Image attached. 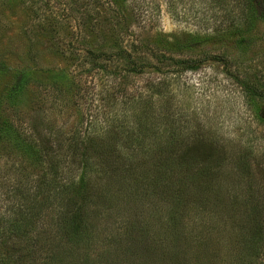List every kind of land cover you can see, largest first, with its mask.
I'll return each instance as SVG.
<instances>
[{
    "label": "rangeland",
    "instance_id": "1",
    "mask_svg": "<svg viewBox=\"0 0 264 264\" xmlns=\"http://www.w3.org/2000/svg\"><path fill=\"white\" fill-rule=\"evenodd\" d=\"M69 3L68 19L53 17L55 32L36 33L30 32L35 25L31 10L19 4L8 10L0 0V124L7 120L20 133L12 138L10 125L8 132L0 127V237L5 235L0 264L235 263L230 241L259 226L244 219L249 205L261 208L264 233V101L252 106L233 77L235 67L244 75L242 65L264 82V23L258 19L247 25L245 0H127L138 11L131 20L137 33L157 34L155 41L194 42L192 52L174 56L227 54L233 63L208 59L196 71L174 73L170 62L153 69L155 59L147 54L154 63L130 73L115 57L92 61L85 55L89 46L118 47L102 33L95 32L100 36L95 42L88 28L82 31L88 17L107 24L105 0ZM61 8L58 0H49L42 10H57L61 17L67 13ZM245 27L242 44L236 29ZM21 75L23 86L9 98L7 91ZM141 118L148 127L145 137H151L148 145L156 141L152 132L179 122L188 134L209 136L228 157L250 151L247 172L227 159L204 192L189 187L176 207V234L170 232L171 195L164 194V180L155 179L161 186L150 191L136 172L140 155L148 151L135 137ZM128 127L134 128L130 134ZM80 133L88 137L85 146H93L82 166L81 155L74 153L82 151L83 145L76 146ZM37 150L48 157L42 160ZM54 155L59 160L55 172L49 161ZM145 162L142 169L151 168ZM113 166L131 173L121 177ZM84 172L87 186L95 189L73 217L79 200L69 186ZM199 200L209 203L199 208ZM9 218L19 219L20 231L6 230ZM255 264H264V251Z\"/></svg>",
    "mask_w": 264,
    "mask_h": 264
},
{
    "label": "trees",
    "instance_id": "2",
    "mask_svg": "<svg viewBox=\"0 0 264 264\" xmlns=\"http://www.w3.org/2000/svg\"><path fill=\"white\" fill-rule=\"evenodd\" d=\"M2 1L3 3L7 4L9 8L8 10H13V8L19 4L23 6V8H28V10L32 11L33 15L31 17L32 21H34L33 24L35 25L31 27L30 32H33L34 29L36 33L43 30L53 33L57 29L53 20L54 16H59V19H68L69 16H71L69 13V10L71 9L69 0H62L64 2L58 0L59 8L60 4L62 6L60 11H67V13H62L61 17V12L57 13V10H55L54 12V9H51L48 13L43 12L44 10H42V7L46 5L49 0ZM245 1L246 4L243 14L247 18V25L253 27L255 24V20L258 19L259 21L264 23V0ZM105 3L107 6L105 12L108 14V18H106L105 24L106 22L107 24H100V21L97 19V17H88L86 19L87 27H84L82 31L88 28L89 35L93 36L95 42H98L96 40H99L100 38V36H97V33L95 32L97 31L99 33H102V39H106V41L110 40L112 41V44L118 45V47L114 51L111 49L105 50L101 48L96 50L92 46L86 47L84 51L85 55H87L92 61H97L99 58L110 61L115 57L116 59H119L128 65L126 71L130 73L139 70V68L141 69L142 67H146V63H154L147 61V54L148 57L150 56L155 59L156 63L151 67L156 71H160V65L164 63L166 64L167 62H170L168 63V66L170 67L171 65V67L173 68L172 71L174 73L196 71L201 67L202 63L208 59L220 62L224 66L233 64L230 60L231 57L227 54L217 55L214 53L204 52L199 56H192L191 54H189L187 57L174 56V53L181 54L187 51L192 52L194 42L191 41L190 43H187L186 41H181L179 39H175L172 41L168 39H156L155 41L157 34H141L137 33L133 29L131 20H134V18H136L135 14L138 16V11H136L137 9L133 5L132 8H129L127 0H105ZM82 24H84V22ZM236 31L241 36L240 42L242 44L246 43L244 42L245 38L243 37V35L247 33L246 27L242 31H240V29H236ZM83 36L84 35H80L81 38ZM157 43L162 44V46L159 47V49L161 50H155L154 46H160ZM240 66L243 69L242 73L244 75L239 76V72H237L238 67H235L236 73L235 75H233V77L241 87L243 93L246 95L248 99L247 101L251 103L252 106H258L259 103H262L264 101V82L257 79V72L249 73L248 71L250 70L244 69L242 65ZM106 72L110 73L107 70ZM22 76L23 78L14 83L13 86L10 87L7 91V96L9 98L13 97L17 92L16 90L23 86L21 84L24 82L25 76L21 75V77ZM161 84L163 85L159 89L164 90L165 88H167V85L165 83L161 82ZM159 89L157 90V93L161 92L159 91ZM107 96L109 101H113L115 98L111 94ZM139 112L148 117V114L145 113V109H140ZM142 119L143 118H141V120L139 119V123H141L140 126H137L138 136L136 135L135 137L138 138V143L142 144L143 146H147L148 151H146L145 149V151L143 152L144 154L140 155V159L142 161L139 162L136 172H138L139 177H141L140 179L145 180V182L143 181L144 184L142 187L150 191H155L161 186V184L159 185V183H157L155 179H159L161 181L164 180L163 182L167 185H163L166 188L164 194L169 193L171 195L170 196L168 194L170 196L169 214L171 217L168 223L171 226L170 232L172 234H176L178 230L175 227V220L177 217L175 216V213L177 212L176 207L183 203L182 200H184V193L188 191L189 187L193 186V189H201L204 192V190L208 189L210 182H212L213 178L215 177V169L220 168L223 165V162L227 159L234 160L239 164V167L243 170V172H247V158L250 156V151L243 154L234 152V158L233 156L228 157L226 156L228 151H226L223 146H220L219 144H217V142L203 133L193 132L192 134H188V129L184 131L181 126H179V122H174L169 127L165 126L163 130L158 132L157 135H155L156 131L152 132V137L156 138V141L155 144L148 145L147 143H145V140H148L149 138L147 135L145 137V130H147L148 127H144L147 123H145V121H143ZM6 125H10L7 120L2 121L0 127H3V129L8 132V127ZM10 126L13 134L11 137L15 138L20 133L13 125ZM133 130L134 128L132 127L127 128V132L129 134L131 131L133 132ZM149 133L151 134V132ZM87 139V136L81 133L77 134L78 142L76 143V146H83H81L80 148V150L82 151L77 153L74 151V153L75 156L78 154L81 155V166L87 164L89 160L88 148L93 147L92 144V147L85 146L84 143ZM149 140H151V137ZM101 148V146L98 147L99 150H101ZM34 152H36L40 158H43L42 160L48 157L47 152L43 153V151L41 150H37ZM137 155L138 153H135V156ZM49 161L51 163L50 165L53 166L55 172L57 170V166L59 165V160L55 161L54 155V157L49 156ZM145 161L151 163V168L145 170L142 169V164H145ZM152 167L154 168L155 172L151 175ZM112 170L114 173L118 172V175H120L121 177L127 176V173H131L130 169L124 171L123 166H121V168L113 166ZM86 179L87 176L84 172L81 174V176H78L76 180H73L70 183L69 190L71 192V195L79 200V202L75 205V210L72 213L75 214L73 217H76L77 213H79L81 209L85 208L87 204L86 197L88 196V199L90 198L87 193L95 189L89 188L87 186ZM200 197L202 196H199L197 199H199ZM173 199L175 204H173ZM201 201L202 200H199L197 202L196 207L205 208V205L209 203L208 200L206 202ZM255 208L256 209L254 210V206L249 205V208L247 209L248 211H246L244 215V219L250 220V223H252V227L257 226V222H259V226L255 228V231L252 233L243 231L242 236L238 238L234 235V240H232V242L230 241V244L234 248L233 255L235 263L233 264H255L259 257V254L264 251V237H262V234L264 233L261 226L262 223H260L259 221L261 218V208H259L258 206H255ZM197 215L198 214H196V216ZM18 220H15L14 218L7 219L6 227H8V229L6 230L9 231V233L18 232L21 230V224ZM206 222L207 220L205 219L203 223ZM147 229L148 228H146V232ZM3 236L5 235H2L1 237Z\"/></svg>",
    "mask_w": 264,
    "mask_h": 264
}]
</instances>
